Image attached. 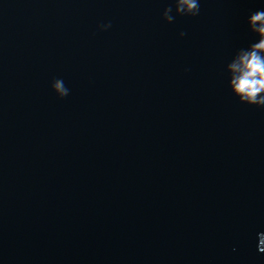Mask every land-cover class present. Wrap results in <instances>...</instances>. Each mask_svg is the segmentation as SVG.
Wrapping results in <instances>:
<instances>
[{
    "label": "water",
    "instance_id": "obj_1",
    "mask_svg": "<svg viewBox=\"0 0 264 264\" xmlns=\"http://www.w3.org/2000/svg\"><path fill=\"white\" fill-rule=\"evenodd\" d=\"M168 6L0 0V264H264V108L224 71L264 0Z\"/></svg>",
    "mask_w": 264,
    "mask_h": 264
},
{
    "label": "clouds",
    "instance_id": "obj_2",
    "mask_svg": "<svg viewBox=\"0 0 264 264\" xmlns=\"http://www.w3.org/2000/svg\"><path fill=\"white\" fill-rule=\"evenodd\" d=\"M175 15L195 17L200 13V0H173ZM173 6L163 9L162 17L172 23ZM247 29L256 39L246 47L235 51L226 63L224 71L227 75V88L233 97L241 104L264 108V9H257L248 14ZM111 25L106 24L105 28ZM180 36H184L181 32ZM55 89L61 97L69 94L62 81L57 80ZM259 252L264 253V231L257 233Z\"/></svg>",
    "mask_w": 264,
    "mask_h": 264
}]
</instances>
